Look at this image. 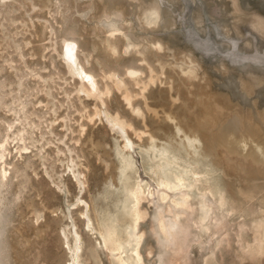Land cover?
Segmentation results:
<instances>
[{"label": "rangeland", "instance_id": "rangeland-1", "mask_svg": "<svg viewBox=\"0 0 264 264\" xmlns=\"http://www.w3.org/2000/svg\"><path fill=\"white\" fill-rule=\"evenodd\" d=\"M0 153L3 264H264V0H0Z\"/></svg>", "mask_w": 264, "mask_h": 264}, {"label": "bare ground", "instance_id": "bare-ground-1", "mask_svg": "<svg viewBox=\"0 0 264 264\" xmlns=\"http://www.w3.org/2000/svg\"><path fill=\"white\" fill-rule=\"evenodd\" d=\"M158 12H155V11H152V12H149L147 13L149 16L150 15H157ZM146 15V14H145ZM148 15H146V20L148 19ZM153 17V16H152ZM155 18V16H154ZM150 20V19H149ZM148 20V21H149ZM147 21V22H148ZM150 23H153L154 21H149ZM120 30L116 27V26H111L110 29H109V33L111 36H114L117 32H119ZM78 47V46H77ZM76 44L75 43H72V42H68V41H64L63 43V52H62V57H63V60L65 61L66 63V66H67V69H68V72L69 74L72 76V77H77L80 81H81V88L79 90H82L86 92V90L84 89L85 86H84V83L87 82V84L90 85V90H88L86 93L87 95L89 96H97L99 97L101 92L100 90L98 89V84L94 78V76H92L91 74H88L83 68L82 66L80 65L79 61H78V58H77V55H76ZM131 47H136L137 48V45H134L132 44L130 41H127V44L125 45V48H124V52H128L129 48ZM111 50L116 53L118 51L117 47H111ZM144 61V60H143ZM152 73V72H151ZM150 73V74H151ZM128 74L131 75L130 77L133 78V76H135L137 73L133 70H130L128 71ZM140 74V73H139ZM137 74V75H139ZM153 74V73H152ZM140 76V75H139ZM115 79L114 81L116 82L117 86L116 88H122L124 85L122 83L121 80H119L114 74L113 76ZM138 78V76H136ZM111 78V77H110ZM113 79V78H112ZM111 79V80H112ZM134 79V78H133ZM136 79V78H135ZM149 82V81H148ZM150 82H155L154 79L151 77L150 78ZM145 84V83H144ZM149 84V83H148ZM150 86V85H149ZM125 87V86H124ZM125 90V89H124ZM146 90V89H145ZM122 91V90H121ZM108 94L110 92H107ZM128 92H126V100L128 101V104H131V96L127 94ZM103 97V95H102ZM101 100V99H100ZM130 106V105H129ZM99 113V112H97ZM120 118V117H119ZM121 119V118H120ZM111 122L113 123V125L115 127H118L119 129H125V127L127 126L125 124V122H122L120 121L118 118H114L111 120ZM132 126V125H131ZM130 126V127H131ZM124 133V132H123ZM139 135V134H138ZM127 146V145H126ZM2 151V150H1ZM2 153H0L1 155ZM1 158L0 159H3L4 155L2 154L0 156ZM2 172V175L0 176L1 178L0 179H4L5 177V172L4 171H1ZM78 176V175H77ZM3 182V180H2ZM83 183V182H82ZM164 227H166L164 225ZM170 229V228H169ZM166 232V231H165ZM1 253V252H0ZM3 257V256H2ZM3 258H1V255H0V264H3Z\"/></svg>", "mask_w": 264, "mask_h": 264}, {"label": "snow or ice", "instance_id": "snow-or-ice-1", "mask_svg": "<svg viewBox=\"0 0 264 264\" xmlns=\"http://www.w3.org/2000/svg\"><path fill=\"white\" fill-rule=\"evenodd\" d=\"M261 230L264 231V225L261 226ZM164 243H167V241H164Z\"/></svg>", "mask_w": 264, "mask_h": 264}]
</instances>
